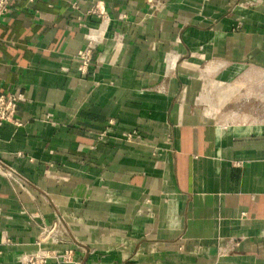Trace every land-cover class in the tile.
Wrapping results in <instances>:
<instances>
[{"label":"crops","instance_id":"1","mask_svg":"<svg viewBox=\"0 0 264 264\" xmlns=\"http://www.w3.org/2000/svg\"><path fill=\"white\" fill-rule=\"evenodd\" d=\"M94 6L108 23L81 76ZM16 91L0 264L39 248L47 264H264V0H12L0 95Z\"/></svg>","mask_w":264,"mask_h":264},{"label":"built area","instance_id":"2","mask_svg":"<svg viewBox=\"0 0 264 264\" xmlns=\"http://www.w3.org/2000/svg\"><path fill=\"white\" fill-rule=\"evenodd\" d=\"M12 0H0V19L9 12V7ZM73 9H77L76 4H72ZM88 15L97 19L98 23L95 28H89L85 35L86 45L82 50H79L76 55L77 71L81 76L87 74L90 66L93 64V51L95 47L101 42L102 34L106 30L108 17L103 10L97 6L92 7ZM24 100V95L21 92H11L8 95H0V128L4 124H11L15 127H20L21 122L17 118L18 104ZM109 125H113L109 122ZM106 131L103 132L100 137L106 136ZM135 133L127 134L125 137L127 141H130ZM136 139H140L139 136H135ZM12 171L9 168H5V163L0 159V176H5L10 179L13 178ZM60 225V224H59ZM65 229L62 225L57 224L51 227H43L41 230L42 236L46 239V242L51 244H58L63 241L65 237ZM43 243H39L41 246ZM56 252L39 248L36 252L25 256L21 259L20 264H47L51 259L57 258ZM68 260V257H65Z\"/></svg>","mask_w":264,"mask_h":264}]
</instances>
